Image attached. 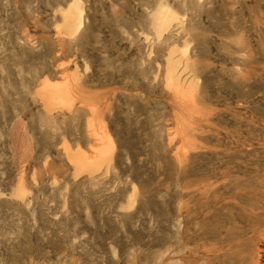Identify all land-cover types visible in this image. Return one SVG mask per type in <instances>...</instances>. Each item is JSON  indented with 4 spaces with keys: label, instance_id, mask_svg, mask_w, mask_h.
I'll return each instance as SVG.
<instances>
[{
    "label": "rangeland",
    "instance_id": "1",
    "mask_svg": "<svg viewBox=\"0 0 264 264\" xmlns=\"http://www.w3.org/2000/svg\"><path fill=\"white\" fill-rule=\"evenodd\" d=\"M72 1L0 0V264H212L264 220V0Z\"/></svg>",
    "mask_w": 264,
    "mask_h": 264
},
{
    "label": "bare ground",
    "instance_id": "2",
    "mask_svg": "<svg viewBox=\"0 0 264 264\" xmlns=\"http://www.w3.org/2000/svg\"><path fill=\"white\" fill-rule=\"evenodd\" d=\"M167 15L168 14L164 10V7L158 8V10L155 14V23L159 29L164 27L165 19L167 18ZM62 16H63V26L65 29L71 30L72 28H74V29L79 28V26L81 24V22H80L81 10L78 7V5L76 4L75 0H73L67 6V8L62 12ZM173 70H174V68H172L170 70V74H169L170 77L168 78V80H170V83H173L175 86H177L176 80H173V78H174V71ZM41 84H42L41 89L43 90L42 99L44 100V102L46 104H49L50 102L57 103V97L52 98L53 94H46L48 91H51V89L54 86L52 87V84L50 82H48L47 80L43 81ZM61 91H63V88L61 89ZM90 121L91 120H89V122ZM93 132H96V131L94 130ZM98 134L99 135H97V133H96L97 136L93 135L94 139H96V137H97L96 142L100 141L102 143H106L110 140L109 137L107 135H105V133L100 132ZM106 147H107V145H106ZM66 151L68 153L69 159L76 162V164H74L75 169H78L79 167H81L82 169L80 171H89L95 165V162H93V164L86 163L85 160L80 155V152H78V151L76 153H73V154L68 152V149H66ZM96 151H95V154H96ZM98 151H99V149H98ZM22 190H23L22 187L18 189V191H20V193H22ZM250 194H252V193H250ZM254 195H256V194H254V192H253V196ZM246 196H247V194H246ZM251 197H252V195H251ZM241 200H242V198H241ZM256 201H258V200H256ZM236 202H235V204H236ZM242 202H243V200H242ZM241 205L243 206V204H240L239 206H241ZM245 205L248 206L249 204H245ZM228 207H229V205H228ZM258 207H259V205H257V202H255V199H254V202L251 203V206L247 207L246 209L245 208H240V209L238 208L239 212L237 211V213H238L237 217L235 216L236 221H235L234 217H231L232 218L231 220L234 221L233 226L230 225L229 227H226V226H228V225H226V226L221 227L220 234L223 236L221 239L222 245L219 248V250L217 249V247H213L212 264H264V220H263V224H261V222L259 221V214L257 212H255V211H257ZM234 208L237 209L236 207H234ZM260 218H261V215H260Z\"/></svg>",
    "mask_w": 264,
    "mask_h": 264
}]
</instances>
